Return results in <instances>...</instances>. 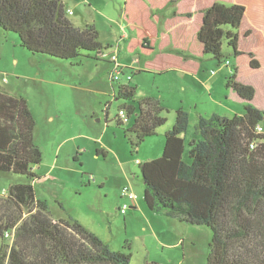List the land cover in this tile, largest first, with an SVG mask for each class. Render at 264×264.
<instances>
[{"label": "trees", "instance_id": "obj_1", "mask_svg": "<svg viewBox=\"0 0 264 264\" xmlns=\"http://www.w3.org/2000/svg\"><path fill=\"white\" fill-rule=\"evenodd\" d=\"M245 1L123 0L122 6L124 49L138 57L137 72L196 75L201 59L210 55L230 66L225 87L244 106L231 118L199 115L187 142L189 113L177 109L163 133L161 155L137 163L148 210L210 230L205 264H264V108L252 105L255 88L238 79L240 61L250 69L260 66L250 44L256 37L253 22L244 20ZM66 10L63 0H0V29L16 34L32 54L69 61L83 52L103 57L110 47L99 42L96 28L73 24ZM255 21L264 41V17ZM223 42L231 48L232 64ZM135 96L136 86L128 82L118 85L114 97L136 101L119 109L128 122L123 136L136 153L166 118L158 98ZM34 128L27 101L0 87V171L28 179L0 196V264H130V253L111 249L72 215L53 219L46 202L36 198L42 151ZM143 264L162 263L145 258Z\"/></svg>", "mask_w": 264, "mask_h": 264}, {"label": "rangeland", "instance_id": "obj_2", "mask_svg": "<svg viewBox=\"0 0 264 264\" xmlns=\"http://www.w3.org/2000/svg\"><path fill=\"white\" fill-rule=\"evenodd\" d=\"M198 1L204 4L212 0ZM63 2L72 10L67 17L73 24L96 28L99 42L110 47L105 53L117 46L120 63L129 66L125 70L132 77L130 85L136 86L135 98H158L165 108L162 115L166 122L156 135L138 146L136 153L131 152L123 136L128 122L123 120L118 126L116 118L122 104L136 105V101L114 97L119 83L111 82L108 76L109 58L114 52L105 57L83 52L77 61L55 59L30 53L19 45L16 34L0 29V87L11 95L23 97L35 118L34 141L42 151V161L35 168L39 176L34 181L36 196L46 202L53 218L72 215L91 223L109 240L111 249L130 253V264H143L145 258L162 264H205L210 241V230L205 226L182 222L170 227L168 223H156L155 227L160 228L159 239L150 228L147 233L144 231L146 223L137 211L128 209L124 217L117 207L127 201L121 195L124 187H129L137 195L136 201L144 204V183L135 160L146 161L156 148L161 155L163 133L172 126L177 109L189 113L186 142L193 136L199 115L208 117L217 113L231 118L244 111L243 104L229 95L225 87L230 66L217 64L206 55L196 75L180 71L137 72L138 57L124 49L123 0ZM245 2L244 20L253 22L256 37L250 39V44L260 66L250 69L240 61L238 79L255 88L252 105L264 108V41L260 37L263 27L255 21L264 17V0ZM222 50L232 64L231 48L225 42ZM260 130L264 131V121L260 123ZM101 143L110 152L96 155L94 144ZM76 144L84 150L80 151L82 165L74 159L76 150L69 155L68 150L75 149ZM89 173L90 184L86 179ZM26 182L24 175L0 171V196L3 191L7 192L9 185ZM102 182L106 184L101 186ZM108 225L109 232H102V227ZM146 234L150 235L144 238ZM178 235L182 237L177 240Z\"/></svg>", "mask_w": 264, "mask_h": 264}, {"label": "crops", "instance_id": "obj_3", "mask_svg": "<svg viewBox=\"0 0 264 264\" xmlns=\"http://www.w3.org/2000/svg\"><path fill=\"white\" fill-rule=\"evenodd\" d=\"M76 25V24H75ZM229 95H231L234 99H236V96L234 95V94H232V93H230ZM238 101V100H237ZM102 139H103V137H101ZM94 148H95V151H96V155H98L99 153H102L103 155H105V153L107 154V153H109L107 150H109L107 147H106V145H105V143H101V144H94ZM73 150H76V154L77 153H79V154H77V160H79V162H80V164L82 163V164H84V161H83V159L81 158L82 157V153H83V149L81 148V146L79 145V144H76V146H75V149H74V147H71V149H69L68 151H69V155H72L73 154ZM80 151H82V153L80 152ZM159 152H160V150H158V148H156L155 149V151H153V153H151V155H149L148 156V158L150 159V158H154V157H158L159 156ZM81 155V156H80ZM139 160V159H138ZM144 160L145 159H143V161H140V162H144ZM148 160V159H147ZM81 164V165H82ZM36 173V172H35ZM37 174V173H36ZM90 176H92L90 173H89V175L88 176H86V179H87V182H88V184H90L91 183V178H90ZM38 179H39V176H38ZM38 179H36V180H38ZM94 180V179H93ZM101 184V186L102 185H105L106 184V182L104 183V182H102V183H100ZM37 193V192H36ZM36 198L39 200V197H38V195L36 196ZM123 200H125V199H123ZM118 206V205H117ZM118 208H119V206L117 207V210H118ZM129 210H132V211H134V212H138L137 214L145 221V223H146V225H144L143 226V228H144V231L147 233L148 232V230H149V228L153 231V232H155L156 234H157V237L160 239L161 237H160V235H158V234H160V228H159V226H156L155 227V224L156 223H160V222H162V223H168L169 225H170V227L172 226V227H174L175 225H177V223L178 224H182V222H180V221H178L177 219H175V218H173V217H167V216H163V215H160V214H157V213H154V212H152V211H150V210H148L146 207H145V205L142 203V202H140V201H135L133 204H132V207L129 209ZM125 217V216H124ZM123 217V218H124ZM53 218V217H52ZM78 220H80V222H82L85 226H87L88 228H90V229H92L94 232H96L109 246H111L110 244H109V240L105 237V235H103V233H99L98 231H97V229H96V227H93V225H91V223H87L86 221H83L82 219H79L78 217H76ZM53 219H56V220H58V219H63L62 217H55V218H53ZM123 221H124V219H123ZM110 224V223H109ZM99 226V225H98ZM102 232H105V231H107V232H109V230H110V227H109V225L108 226H105V227H102ZM163 231H165V230H163ZM150 235V234H149ZM148 234H146V235H144V238H145V236H149ZM182 237V235H178L176 238H177V240L178 239H180ZM163 240V239H162ZM160 245H162V247H166V245L164 244V243H160Z\"/></svg>", "mask_w": 264, "mask_h": 264}, {"label": "built area", "instance_id": "obj_4", "mask_svg": "<svg viewBox=\"0 0 264 264\" xmlns=\"http://www.w3.org/2000/svg\"><path fill=\"white\" fill-rule=\"evenodd\" d=\"M66 12L68 15H70L72 13V10L67 8ZM123 38H126V34L123 36ZM111 52H114V53L111 54L109 58V61L111 62V67L108 73L109 79L112 82H117L119 84H127L132 79L130 73H127L125 70L129 66L122 65L120 63L119 58H118L117 46L114 49L108 51L107 53H104L103 57H105L106 54L111 53ZM119 116L123 120L127 121L126 114L123 111L119 112ZM135 163L136 164L139 163V160H135ZM3 193H5V191H3ZM121 195L123 198L127 199V202H124L120 206V212L124 214L127 211V209L131 207V204L136 201L137 195L129 187H124Z\"/></svg>", "mask_w": 264, "mask_h": 264}]
</instances>
